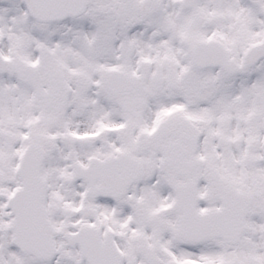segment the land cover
I'll return each instance as SVG.
<instances>
[{
  "label": "snow or ice",
  "instance_id": "1",
  "mask_svg": "<svg viewBox=\"0 0 264 264\" xmlns=\"http://www.w3.org/2000/svg\"><path fill=\"white\" fill-rule=\"evenodd\" d=\"M0 264H264V0H0Z\"/></svg>",
  "mask_w": 264,
  "mask_h": 264
}]
</instances>
